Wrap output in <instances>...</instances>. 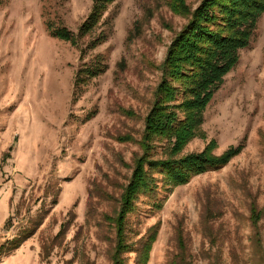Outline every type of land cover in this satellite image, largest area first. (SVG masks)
Returning a JSON list of instances; mask_svg holds the SVG:
<instances>
[{
  "label": "rangeland",
  "instance_id": "1",
  "mask_svg": "<svg viewBox=\"0 0 264 264\" xmlns=\"http://www.w3.org/2000/svg\"><path fill=\"white\" fill-rule=\"evenodd\" d=\"M92 5L0 0V264H115L114 219L142 154L158 66L187 17L165 0H117L98 47L61 38L63 27L77 37ZM97 54L106 71L77 87L78 70ZM203 130L185 154L213 140L217 155L245 147L175 188L161 209L141 196L128 216L127 264L157 223L149 264H264V14Z\"/></svg>",
  "mask_w": 264,
  "mask_h": 264
},
{
  "label": "trees",
  "instance_id": "2",
  "mask_svg": "<svg viewBox=\"0 0 264 264\" xmlns=\"http://www.w3.org/2000/svg\"><path fill=\"white\" fill-rule=\"evenodd\" d=\"M92 1L77 37L66 27L58 32L75 46L80 45L81 39L88 40L87 50L106 41L102 26L109 7L117 0ZM165 3L173 14L187 17V21L175 33L164 62L158 66L160 82L138 141L142 154L135 158L132 177L121 194L114 219L115 264H127L124 257L134 251L127 223L141 196L147 197L152 210L161 209L175 188L188 184L197 175L224 167L245 147L240 144L217 155L213 140L201 152H184L190 141L204 137L206 110L227 74L238 64L240 51L249 46L264 14V0H202L196 8H191L187 0ZM106 68L104 57L97 54L78 70L77 87L89 84ZM130 140L131 137L126 139ZM159 229V223L151 227L135 250L136 264H149ZM20 243L14 242V248Z\"/></svg>",
  "mask_w": 264,
  "mask_h": 264
}]
</instances>
